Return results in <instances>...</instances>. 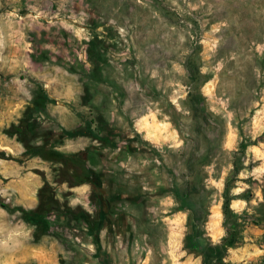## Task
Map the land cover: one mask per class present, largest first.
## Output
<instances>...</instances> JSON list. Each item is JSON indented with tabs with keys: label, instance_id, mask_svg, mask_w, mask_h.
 Masks as SVG:
<instances>
[{
	"label": "rangeland",
	"instance_id": "1",
	"mask_svg": "<svg viewBox=\"0 0 264 264\" xmlns=\"http://www.w3.org/2000/svg\"><path fill=\"white\" fill-rule=\"evenodd\" d=\"M39 86L55 103L37 116L60 151L84 154L101 225L95 241L52 215L35 241L19 209L37 205L35 171L52 183L51 165L1 160L0 264H201L225 236V194L237 215L264 202V0H0V151L12 157L23 149L3 130ZM53 186L95 216L89 185ZM242 234L224 261L259 264L264 229Z\"/></svg>",
	"mask_w": 264,
	"mask_h": 264
},
{
	"label": "trees",
	"instance_id": "2",
	"mask_svg": "<svg viewBox=\"0 0 264 264\" xmlns=\"http://www.w3.org/2000/svg\"><path fill=\"white\" fill-rule=\"evenodd\" d=\"M91 51L89 50V54ZM55 101L49 97L45 89L39 86L30 102L26 105L22 116L16 123H12L3 133L11 138H15L23 149L19 157H12L4 151H0V160H10L19 164L32 158H38L51 165L53 182L50 183L43 173L39 174L42 185L37 190V205L31 210L21 211V219L34 228L33 238L38 241L49 231L48 217L55 215L65 218L67 221L82 220L95 241L98 238L99 226L101 225L100 204L97 200V187L93 177L86 166L84 154L81 152L66 155L57 149L62 139L54 131L45 129L37 116L49 104ZM68 135L67 131H62ZM245 145H242V148ZM234 177H229L225 182V191L233 183L238 168L233 163ZM54 184H67L69 188L87 184L91 188V202L95 206V216H91L80 207L72 208L66 201L61 202L57 198ZM246 202L251 201V192L247 191L241 196ZM231 198L225 194L223 201V216L225 236L219 244H207L200 252L201 264H229L224 261L228 249L236 248L243 242L242 231L245 224H251L264 229V202L258 204L252 213L243 212L241 215L235 214L230 208ZM2 208L6 206L0 203ZM264 238V237H263ZM264 240V239H263ZM264 264V257L259 261Z\"/></svg>",
	"mask_w": 264,
	"mask_h": 264
},
{
	"label": "crops",
	"instance_id": "3",
	"mask_svg": "<svg viewBox=\"0 0 264 264\" xmlns=\"http://www.w3.org/2000/svg\"><path fill=\"white\" fill-rule=\"evenodd\" d=\"M57 149L60 151L61 149L60 148H58L57 147ZM23 151V150H22ZM60 152H62V151H60ZM76 152H78V151H72V153H76ZM63 153V152H62ZM21 154V153H20ZM32 159H37V158H32ZM29 160H31V159H29ZM29 160H26L27 162L29 161ZM40 160V159H39ZM1 161V160H0ZM4 161V160H3ZM25 161V162H26ZM24 163V162H23ZM22 164V163H21ZM42 185V180H41V182H40V185L38 186V188L40 187ZM35 207H36V205H35ZM34 207V208H35ZM101 210H104V208H103V206H101Z\"/></svg>",
	"mask_w": 264,
	"mask_h": 264
},
{
	"label": "flooded vegetation",
	"instance_id": "4",
	"mask_svg": "<svg viewBox=\"0 0 264 264\" xmlns=\"http://www.w3.org/2000/svg\"><path fill=\"white\" fill-rule=\"evenodd\" d=\"M96 197H97L98 202H100V203L102 204V203H103V201H102L103 199H102V197H101V194H97ZM98 198H99V199H98ZM100 203H99V204H100ZM101 204H100V207H101ZM105 205H106V208H107V207H108V203L106 202ZM107 209H108V208H107Z\"/></svg>",
	"mask_w": 264,
	"mask_h": 264
},
{
	"label": "bare ground",
	"instance_id": "5",
	"mask_svg": "<svg viewBox=\"0 0 264 264\" xmlns=\"http://www.w3.org/2000/svg\"><path fill=\"white\" fill-rule=\"evenodd\" d=\"M10 239H11V237H10Z\"/></svg>",
	"mask_w": 264,
	"mask_h": 264
}]
</instances>
